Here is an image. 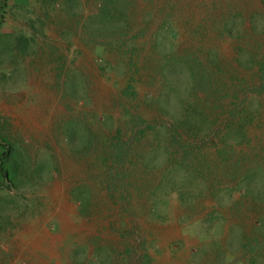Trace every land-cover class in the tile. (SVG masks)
Segmentation results:
<instances>
[{
	"label": "rangeland",
	"instance_id": "rangeland-1",
	"mask_svg": "<svg viewBox=\"0 0 264 264\" xmlns=\"http://www.w3.org/2000/svg\"><path fill=\"white\" fill-rule=\"evenodd\" d=\"M0 140V264H264V0H0Z\"/></svg>",
	"mask_w": 264,
	"mask_h": 264
},
{
	"label": "trees",
	"instance_id": "trees-1",
	"mask_svg": "<svg viewBox=\"0 0 264 264\" xmlns=\"http://www.w3.org/2000/svg\"><path fill=\"white\" fill-rule=\"evenodd\" d=\"M0 146L3 147V152H1L0 154V172L5 176H8V171L4 166V162L7 160V158L9 156H7L9 154V150H6V145L4 144V142L2 140H0ZM7 162V161H6Z\"/></svg>",
	"mask_w": 264,
	"mask_h": 264
},
{
	"label": "bare ground",
	"instance_id": "bare-ground-1",
	"mask_svg": "<svg viewBox=\"0 0 264 264\" xmlns=\"http://www.w3.org/2000/svg\"><path fill=\"white\" fill-rule=\"evenodd\" d=\"M36 91V90H35ZM23 112V111H22ZM30 113V112H29ZM27 114V113H26ZM25 115V114H24ZM29 116V115H28ZM22 117V116H21ZM46 124V123H45ZM40 125V124H39ZM58 199V198H57ZM64 199V198H63ZM59 201V200H58ZM57 213L59 214V216H60V218L62 219V221H65V222H68V217H67V215H66V211H63V210H60V209H58L57 210ZM45 224V223H44ZM69 227V226H68ZM45 233H46V230H45ZM47 234V233H46ZM48 239V238H47ZM46 239V240H47ZM39 241V240H38ZM36 242V241H35ZM34 245V244H33ZM44 250V249H43ZM34 251H35V249H34Z\"/></svg>",
	"mask_w": 264,
	"mask_h": 264
}]
</instances>
